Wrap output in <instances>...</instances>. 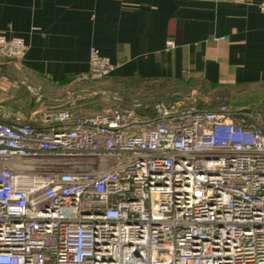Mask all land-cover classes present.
Returning <instances> with one entry per match:
<instances>
[{
	"label": "built area",
	"instance_id": "built-area-1",
	"mask_svg": "<svg viewBox=\"0 0 264 264\" xmlns=\"http://www.w3.org/2000/svg\"><path fill=\"white\" fill-rule=\"evenodd\" d=\"M25 50L0 32V59ZM113 70L92 48L80 80ZM250 113L0 111V264H264V113Z\"/></svg>",
	"mask_w": 264,
	"mask_h": 264
},
{
	"label": "crops",
	"instance_id": "crops-1",
	"mask_svg": "<svg viewBox=\"0 0 264 264\" xmlns=\"http://www.w3.org/2000/svg\"><path fill=\"white\" fill-rule=\"evenodd\" d=\"M262 1L0 0V32L26 47L16 59L25 77L0 78V111L35 103V116L43 113L37 105L50 90L85 81L92 48L114 66L108 81L184 79L213 91L264 84Z\"/></svg>",
	"mask_w": 264,
	"mask_h": 264
},
{
	"label": "rangeland",
	"instance_id": "rangeland-1",
	"mask_svg": "<svg viewBox=\"0 0 264 264\" xmlns=\"http://www.w3.org/2000/svg\"><path fill=\"white\" fill-rule=\"evenodd\" d=\"M16 59H8L0 64V78L10 83L25 77L16 68ZM42 86L39 85V88ZM90 91H97L96 95H89ZM53 96L50 100L43 98L38 110H56L69 108L76 114L91 115L109 109H118L125 113H132L140 119L151 116L140 115L143 109L152 103L177 104L178 108L202 107L214 108L226 105L234 111L249 112L248 117L255 111L264 113V84L248 86H227L218 90H209L203 83L190 81L188 84H145L138 81L87 80L75 83L63 89L50 90ZM74 97V98H73ZM174 102V103H172ZM10 107H6L7 110ZM4 109H1L3 111ZM13 111L14 109H8ZM27 114V118L35 117V103L18 109ZM25 114V115H26ZM148 113H146L147 115ZM264 115V114H262Z\"/></svg>",
	"mask_w": 264,
	"mask_h": 264
},
{
	"label": "trees",
	"instance_id": "trees-1",
	"mask_svg": "<svg viewBox=\"0 0 264 264\" xmlns=\"http://www.w3.org/2000/svg\"><path fill=\"white\" fill-rule=\"evenodd\" d=\"M115 82H118V81H130V82H132V81H138V82H141V83H145V84H151V83H158V84H166V83H168V82H173V83H175V84H180V83H184V84H188V83H190V81L189 80H184V79H179V80H171V81H168V80H163V81H160V80H158V79H155V80H142V79H137V78H130V79H115L114 80ZM159 103H161V102H159ZM172 103H174V102H172ZM157 104L158 103H152L151 104V106L149 107V108H145V109H143V111H142V113H140V115H143L144 117L145 116H151L150 118H152L153 116H154V113H155V108H156V106H157ZM166 104V103H165ZM167 105H169V104H167ZM171 105V104H170ZM199 108H202V107H199ZM65 109H68L69 111H71L72 113H75L74 111H72L71 109H69V108H65ZM146 113H148L147 115H146ZM76 114V113H75ZM83 115V114H82Z\"/></svg>",
	"mask_w": 264,
	"mask_h": 264
}]
</instances>
